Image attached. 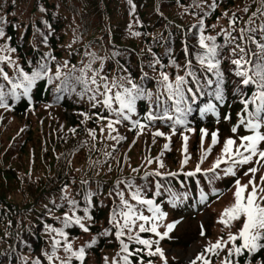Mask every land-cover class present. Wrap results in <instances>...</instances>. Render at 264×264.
Listing matches in <instances>:
<instances>
[{"label": "trees", "instance_id": "1", "mask_svg": "<svg viewBox=\"0 0 264 264\" xmlns=\"http://www.w3.org/2000/svg\"><path fill=\"white\" fill-rule=\"evenodd\" d=\"M207 8L205 15H200V10ZM233 19L235 24L231 23ZM261 25H264V0H131V3L129 0H0V30L4 33L0 36V57H8L0 60V85H3L0 90L7 105L0 106V264H47L44 258L54 235L49 236L45 228L52 225L58 229L56 237L63 251L65 244H72L86 233L74 222L65 226L66 216L75 218L74 214L70 215L74 211L82 216L84 208L88 209L84 210L87 233L96 240L85 249L84 259L88 254L102 262L108 256L116 264L110 251L122 245L114 237L116 226L111 225L110 216L119 190L128 189L131 195L141 191L139 194L153 200L160 210L181 220L184 216L193 217L211 204L222 186L227 188L237 176L218 181L221 189L209 183L213 173L207 170L215 164V153L210 152L203 159L204 152L198 155L199 133L210 131L213 122L225 116L247 115L242 101L251 98L258 89L252 84L242 85V78L236 75L237 67L231 63L241 54L238 48L235 55L232 50L239 44L249 52L245 59L254 60L251 53L257 51L256 44L247 37L251 35L264 42L259 31ZM249 27L256 31H246L241 38V29ZM206 33H213L220 46L217 59L223 73V102L213 95L216 77L207 69V62L201 65L197 59L205 51L199 45V37ZM41 64L48 65L47 75L36 81L29 94L18 88L17 95H12V84L22 80L21 70L31 75ZM189 71L195 79L187 75ZM57 72L61 73L59 79ZM162 73H167L173 84L177 75L184 76L185 90L191 88L197 94L193 102L192 93L186 92L192 111L182 117L184 125L174 123L179 114L168 100ZM85 74L93 91L97 85L90 83L91 78L95 77L102 92L106 82L102 77L106 76L109 86L113 82L128 88L136 84L152 94L151 101H137L133 119L118 125L119 134L125 132L123 139L110 138L117 135L118 128L108 134L101 127L102 121L107 120L101 117L113 121L116 118L102 104L92 106L89 99L92 92L83 97L78 95L83 85H77L75 92L57 91L65 77ZM208 79L214 81L211 86L206 83ZM103 99L102 95L97 96L98 101ZM208 104H215L217 111L201 115ZM42 105H54L57 109L42 120L38 109ZM9 107L16 120L7 122L4 115ZM254 107L250 104L249 111ZM165 108L173 120L159 118ZM149 112L158 118L148 121ZM220 114L223 115L217 118ZM28 116L33 118L28 120ZM137 120L146 125L144 131L135 126ZM14 121V126H10ZM153 129L175 135L171 140L168 139L171 134L154 136L157 131ZM182 131L193 134L189 154L184 152ZM165 144L169 145L167 149ZM197 166L200 172L186 175L195 172ZM246 170L239 169L238 177L244 176ZM202 193L207 195L206 200H201ZM73 200L75 205L71 203ZM74 207L81 209L71 210ZM206 225L210 227V223ZM60 231L65 236L59 237ZM188 236L187 239L173 236L164 243L187 247L196 239L195 231ZM78 250L72 248L73 252ZM134 252L130 264H146L150 260L145 248L136 247ZM156 257L165 260L156 261L153 257L156 263L151 264L178 261L175 257L168 258L166 252L163 257L159 254ZM207 258L221 264L224 256L221 252ZM60 259L81 264L65 250ZM237 259L239 264L248 261L264 264V249Z\"/></svg>", "mask_w": 264, "mask_h": 264}, {"label": "snow or ice", "instance_id": "2", "mask_svg": "<svg viewBox=\"0 0 264 264\" xmlns=\"http://www.w3.org/2000/svg\"><path fill=\"white\" fill-rule=\"evenodd\" d=\"M131 3V0H129ZM216 5L213 4L214 8ZM247 11V9H245ZM227 15V13H225ZM234 15V14H233ZM255 15V14H254ZM235 19L231 21L232 24H235ZM251 24L252 22L249 21ZM203 28V22L201 21V32ZM254 33L256 31L255 28L249 27L248 29H241V38H243V34L245 32ZM259 31L264 36V25L259 27ZM4 33L0 30V36H3ZM135 35H139V33H135ZM230 35V34H229ZM250 43L256 44L257 51L252 52L251 56L255 59H245L246 56L249 55V52L246 51L244 47H241L239 44L234 48L233 55L236 54V49H239L240 58L232 59L231 63L236 65L237 71L236 75L241 77V83L244 86L247 85H255L258 89L251 98L244 99L242 103L244 104V111L247 114V119L241 117L240 124L232 128V132H237V129L240 125H243L250 134L243 135L239 137L240 143L237 144L236 139L229 137L226 141H224L221 156L217 158L215 164L212 168L208 169V172L213 173V177L209 180V183L212 182V179H220V174L216 172V169L220 168L221 164H228L229 166L223 169V174L225 176H237V169L243 167L245 165L255 164L259 165V168L256 166L249 167L245 172V176H249V180L247 183H241V178L237 177L235 180L236 191L234 192V203L229 207L225 208L221 217L219 219V223L223 224L225 227L231 228L234 223L239 222L240 227L235 233H229L228 238L225 241L223 237L218 239L216 243L209 244L204 252L211 253L216 256H219L220 251L227 249V255L221 262V264H239L238 259L243 257L245 253L249 255H254L264 249V175L259 177V183L257 182L256 173L260 171V169L264 168V42L257 41L254 36L247 37ZM211 43H208V42ZM199 45L202 49H204V53L202 55H198L197 59L199 60L201 65H205L209 71H212L214 76L216 77V88L213 92V95L216 100L223 102V88L221 85L223 84V73L220 71V61L217 59L218 56V48L219 45L216 44V37L214 36H205L203 34L199 37ZM15 51V49H12ZM8 57H0V60H6ZM159 63V61H157ZM246 65H250L251 67H245ZM191 66V62L189 61V67ZM90 68L91 65H88ZM47 64H41L40 68L34 71L31 75L22 72V80L20 83L12 84V95L16 96L17 93L15 89L21 88L23 89V93L25 95L29 94L36 81L42 79L45 75H47ZM251 73V74H250ZM188 76H192L195 79V75L192 71L187 73ZM61 73L57 72L56 78L59 79ZM5 79H7V75L5 74ZM106 82L103 84L104 92L100 91V85L97 83L95 77L91 78L90 83L93 85H97L95 91L91 87H89V80L86 78V74L82 76H73L71 79L65 77L62 81V87L58 88L59 92H75L77 85H83L82 91L78 93L81 97L87 92H92L93 94L89 97L91 101H93L92 106L97 107L98 104H102L105 108L109 110L110 113L115 115L116 119L113 121L109 119L108 128L111 131H115L113 124L121 123L122 121L130 120L131 114L136 113V104L140 99H147L151 101V93L146 92L143 88L137 86L136 84H132L131 88L124 87L123 85H118L113 82L111 87L107 83V77H102ZM75 81L73 83L72 81ZM52 82V78L49 77V83ZM162 82L164 87L167 89L168 100L172 102V105L175 108V112L179 115L175 118L174 123L178 125H184L185 120L182 118L186 116L188 113L192 111L190 104L188 103L187 93H192L191 100L194 102L196 100V93L192 91L191 88H187L185 90L184 85L187 84V80L184 76L177 75L175 77V83L173 84L169 80V76L167 73H162ZM208 86H211L214 81L208 79L206 81ZM120 87L122 91H117L115 95L110 94L112 92V88ZM199 87V82H198ZM3 88V85H0V89ZM203 94V93H201ZM243 94V93H241ZM102 95L104 99L102 101L97 100V96ZM5 99V94L2 90H0V106H7L3 103ZM59 99V97H58ZM113 101L118 102V107L113 108ZM158 106H159V97L157 98ZM254 105V110L249 111V105ZM183 105V107H181ZM217 111L215 104H208L201 110V115H206L210 112L215 113ZM102 119H108L107 117H101ZM158 117L149 112L146 119L148 121H154ZM160 119H168L173 120V116L168 115V109L165 108L163 115L159 117ZM227 118V117H226ZM136 127H138L141 132L146 127V125L141 124L138 120L134 121ZM175 129L173 128V131ZM75 131V129H73ZM203 135L207 136L208 133L206 130H202ZM90 134L94 135V132L90 131ZM154 136H164L163 132L157 131L153 134ZM115 139V137H110ZM123 139V137H120ZM171 140V137H168ZM184 152L187 153V141L188 137L184 136ZM219 142L218 133L214 132L211 135V146L205 150L202 159L206 158L207 155L211 152L212 146H215ZM166 149L169 147L168 144L164 146ZM185 164L188 162V156H185L183 161ZM163 166V164H161ZM201 169L197 166L195 172L186 173L187 176H195L197 172H200ZM173 175H175L173 173ZM216 190L213 189V192ZM123 195L122 193L120 194ZM132 198L134 200H138L141 204L148 205V210L153 213L151 217L145 216L142 213L137 214V211L133 208L131 204L127 200H122V205L126 208V211H122L119 215L123 217V224H120L117 221V214L114 213L112 219L118 226V231L116 233L117 238H120L125 235V229L129 231L132 230L133 227L136 226V221L140 220L144 223H140L138 225L139 232H152L155 233L160 239H164L168 236L169 233L173 231L176 227L175 223L168 224L167 231L164 233H160L158 231V224L153 222L151 223V227H145V224L150 221H158L163 220L166 216V213L161 212L159 206L155 205L154 201L151 199H141L138 192L133 193ZM207 195L201 194V200H206ZM73 205L76 204L75 201H71ZM75 223L79 225L85 232L89 231V228L82 223L81 217L66 216L65 218V226L67 227L70 223ZM59 234L61 236H65L63 231H60ZM204 234L203 232L201 233ZM134 239L137 243L146 246L149 251V256H154L159 254L161 257L164 256V252L160 247H156L155 251H151L153 246V241L148 239H141L137 234L135 237H129V240ZM239 242V243H238ZM96 243V240L93 239L87 247H92ZM122 245V251L125 253L129 252V246L124 240H120ZM158 244V241L156 242ZM231 244L232 247H228ZM60 245V241L55 242V246L58 247ZM65 251L71 252L73 256L81 261L83 264V259L85 256V249L82 247L77 252L72 251L71 243H67L65 247ZM140 251V250H138ZM204 252L200 253L195 260L190 261V264H197V261H201L202 264H212V261L206 258ZM55 254V253H53ZM131 255V253H129ZM49 260L52 259L51 256L48 257ZM124 264H130L128 255L123 257ZM61 264H66V262H61ZM70 264V260L67 262ZM151 264V262H149ZM166 264V262H165ZM248 264H251V261H248Z\"/></svg>", "mask_w": 264, "mask_h": 264}, {"label": "rangeland", "instance_id": "3", "mask_svg": "<svg viewBox=\"0 0 264 264\" xmlns=\"http://www.w3.org/2000/svg\"><path fill=\"white\" fill-rule=\"evenodd\" d=\"M208 8H209V4H208ZM208 8L205 10L201 9L200 15L204 16L206 13V10H208ZM205 36H214V35H213V33H206ZM104 91L105 90L103 88L102 92H104ZM117 91H120L119 88H117V87L112 88V92L110 94L115 95V93ZM102 97H104V96H102ZM117 107H118V102L113 101V108H117ZM38 109L42 113V115H39L40 116L39 119L45 120L49 116H51L50 114H53L55 109H57V108L54 105H42ZM104 109H105V111L107 110L109 112V110L107 108L104 107ZM66 114L69 115V112H67ZM133 114H131V119L134 118ZM59 115H60V117H62V112ZM0 116H1V112H0ZM114 117H115V115H114ZM241 117H244L245 119L248 118L247 115H244V114H235V118H232L230 116H225V117L221 118L220 120H216L213 122L214 128L211 129L210 131H207V133H208L207 136H204L203 132H200L199 133L200 134V142L198 143V155L205 152V150L210 147V146L209 147H207V146L211 145V135L214 132L218 133V140H219V142L211 149V152L215 153V155L213 157L216 160L218 157L221 156L224 141H226L229 137L236 139L237 144H239L240 143L239 137H241L243 135L250 134L249 131L243 125L239 126V128L237 129V132H235V133L232 132V128L240 124ZM4 118H5V121H7V122L13 120L14 118L16 120V117H13L9 111H8L7 115H4ZM31 118H33V116H28V120H31ZM15 122L16 121L12 122L10 124V126L13 127ZM102 122H100V123H102L101 127L105 128L109 134L111 132V130L107 126L109 123V119L102 121ZM118 125H120V123L113 124V127L115 129L118 128V131H116V130L115 131H116V134L119 136L113 135V137L115 136L116 138H120V137L124 136V134H125L124 131L121 132V134H119ZM12 127L9 129H12ZM207 130H209V129H207ZM153 131H158V129H153ZM159 131L163 132L164 136H165V134L166 135L171 134L170 137L175 135L174 133L169 132V131H163V130H159ZM184 136L188 137V141H187L188 151L187 152L189 154L190 153V145L192 143L191 141L193 139L192 131H182L181 132V138H182L183 142H184V139H183ZM190 136H191V138H190ZM113 140H115V139H113ZM202 143L204 144L203 146H202ZM216 152H217V154H216ZM228 166H229L228 164H226L225 166L224 165L220 166L221 169L218 173L220 174L221 178L220 179H212V184H213L214 188H220L221 189V186L219 185L218 181L221 182L223 178L233 177V176H225L223 174V169H225ZM252 166H256L259 168V165H255V164L245 165L243 167L248 169L249 167H252ZM241 168L242 167L238 168L237 172ZM262 175H264V168L260 169V171H258L256 173V178H257L258 183H259V177ZM237 177H238V175H237ZM239 178H241V183L243 184V183H247L250 177L244 175V176H241ZM235 180L236 179H234L229 184V186L227 188H223V186H222V190H220V194L218 195V197L211 204L206 206V208H204L202 211L201 210L198 211L193 217L184 216V219L181 220L179 218H176L177 216H171L169 214V212L161 210V212L166 213L165 218L163 220L150 221L149 223L145 224V227L146 228L151 227V223L155 222L158 224V231L160 233H164L167 231L166 226L168 224L175 223L176 227L164 239H160L159 236H157L155 233H152V232L140 233L138 225L140 223H144L143 221H140V220L136 221V226L133 227L131 231H129L128 229H125V235L120 237V238H117L116 233L119 229H118L117 224L115 222H113L112 217H113L114 213H116L117 214V216H116L117 221H119L120 224H123V217H122V215H119V213H121L122 211H126L127 209L123 207L122 200H127L129 202V204H131L133 206V208L137 211V214L142 213L143 215L149 216V217H151L153 215V213L148 210V205L141 204L138 200H134L132 198V195L129 193L128 189L119 190L118 194L115 195V197H114V200L116 203L113 206L112 214L110 216V223H111V225L116 226V231L114 232V235H115L114 237L116 239H118L119 243H120L121 239L124 240L125 243L130 245V248H129L128 253L123 252L122 248L116 249L114 251H110V252H112L111 253L112 256L114 258H116V264H124L123 257L125 255H128V258L130 261L131 257L136 253V252H134V248H136V247H143L146 249V251L148 253L149 249L146 246L137 243L134 239L129 240L130 236L135 237L137 234L140 236L141 239H148V240L153 241V246H152L151 251H155L156 247H160L163 250V252L167 253L168 258L175 257L176 259H178V261H176V264H190V261L195 260V258L200 253L204 252V249L209 244L216 243V241L218 239H220L221 237H223V239L226 241L228 238V234L230 232L235 233L240 227L239 222L234 223L231 228L225 227L223 224L218 222L220 217H221V214L224 211V209L229 207L231 204H233L235 202L234 201V192L236 191ZM146 188H148V187L146 186ZM135 191L136 190L134 189L133 192H135ZM137 192L141 193V191H138V190H137ZM121 193L123 194L122 196L120 195ZM139 195H140L141 199H149V198L141 196V194H139ZM73 201H75V200H73ZM155 205H157V204L155 203ZM75 208L81 209L80 207H74V208H71V210H75ZM84 210L87 211L88 209L87 208L83 209V215L82 216L77 214L75 211L73 213H70V215L74 214L75 217H81L82 223L85 224V223H87V218L85 217L86 212ZM206 222L210 223V227H207ZM58 228L60 230L62 229L61 227H58ZM126 230H128V231H126ZM57 231H58V229L52 225H48L45 228V232L49 233V236L54 235V237H51L52 244L49 246L48 250L46 251L47 256L44 258L45 262L47 264H61V262H62V259H60V255H64L65 249L62 251V248L59 249V247H61L60 245L58 247L55 246V242L57 241V237H56ZM192 231H195L196 239L193 240V242L191 244H189L187 247H173V246L165 245V243H164V240L170 239L173 236L181 237V239H187L189 237L188 236L189 233ZM202 232L204 233L203 235L201 234ZM59 237H61V235ZM93 239H95V237L92 235H89L86 232V233H84V235L81 236V238L76 239L72 242V244H71L72 248L75 250H78L79 248L84 247V249H86L87 244L90 243ZM157 241H158V244L156 243ZM163 246H165V248ZM64 247H66V244L64 245ZM228 247L230 248V247H232V245L229 244ZM221 252L223 253V256L225 258V256L227 255V249L220 251V253ZM53 253H55V254H53ZM104 253H106V251ZM129 253H131V255H129ZM204 254H205L206 258L211 257V253L204 252ZM49 256L52 257L51 260H49V258H48ZM153 257L155 258L156 261H161L162 259L165 260V258H157L156 255H154V256H150V260L146 264H149V262L156 263L153 260ZM94 258H95V256L87 254L86 258L84 259V260H86L85 264H114L108 256H104V259L102 262H100V259L98 261L97 259H94ZM234 259H237V258H234ZM213 263L215 264V262H212V264ZM70 264H72V263H70ZM197 264H202V262L197 261Z\"/></svg>", "mask_w": 264, "mask_h": 264}]
</instances>
